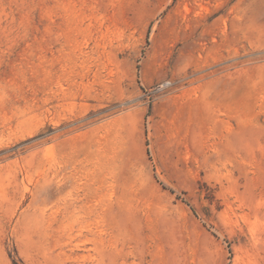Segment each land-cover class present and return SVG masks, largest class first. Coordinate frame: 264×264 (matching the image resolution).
Returning <instances> with one entry per match:
<instances>
[{"label":"rangeland","instance_id":"obj_1","mask_svg":"<svg viewBox=\"0 0 264 264\" xmlns=\"http://www.w3.org/2000/svg\"><path fill=\"white\" fill-rule=\"evenodd\" d=\"M0 264H264V0H0Z\"/></svg>","mask_w":264,"mask_h":264}]
</instances>
